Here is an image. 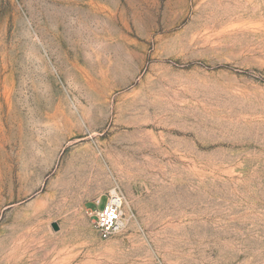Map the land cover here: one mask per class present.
<instances>
[{"label":"rangeland","instance_id":"obj_1","mask_svg":"<svg viewBox=\"0 0 264 264\" xmlns=\"http://www.w3.org/2000/svg\"><path fill=\"white\" fill-rule=\"evenodd\" d=\"M0 264H264V0H0Z\"/></svg>","mask_w":264,"mask_h":264},{"label":"built area","instance_id":"obj_2","mask_svg":"<svg viewBox=\"0 0 264 264\" xmlns=\"http://www.w3.org/2000/svg\"><path fill=\"white\" fill-rule=\"evenodd\" d=\"M100 200V199H99ZM95 201V209L87 212L92 219L93 228L100 240H108L120 232L123 224V197L117 192H111L105 197L103 207L100 201Z\"/></svg>","mask_w":264,"mask_h":264},{"label":"bare ground","instance_id":"obj_3","mask_svg":"<svg viewBox=\"0 0 264 264\" xmlns=\"http://www.w3.org/2000/svg\"><path fill=\"white\" fill-rule=\"evenodd\" d=\"M100 201V200H99Z\"/></svg>","mask_w":264,"mask_h":264}]
</instances>
